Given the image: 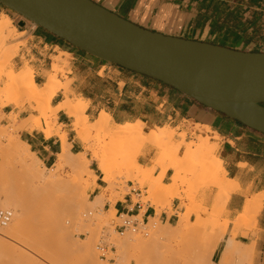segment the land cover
<instances>
[{
    "label": "rangeland",
    "instance_id": "rangeland-1",
    "mask_svg": "<svg viewBox=\"0 0 264 264\" xmlns=\"http://www.w3.org/2000/svg\"><path fill=\"white\" fill-rule=\"evenodd\" d=\"M7 13L10 16L9 18H11V25L21 35L0 42V88L1 84L8 79L10 67H14L13 61L20 48L24 46L25 40L31 38V31L34 30V34L42 35L44 40H57L54 36L43 33L40 28H33V24L26 20H24L25 29L23 32L22 28L17 26L19 23L17 20H21L18 15L9 10ZM57 59L53 58L54 61ZM59 64L58 66L61 67L57 69V72L53 73L51 66V73L48 75H55L52 81L61 84L58 76L65 79L67 61L60 59ZM13 71V78L15 77L14 79L17 81L15 82L19 84L18 93L20 92L23 96L16 99L17 94H13V99H9L11 100L9 101L4 97L6 93H1V109L7 105L22 107L27 104L37 116L31 115L16 127L14 126L15 119L10 121L11 117L9 124L0 122V195H5L6 193V196L9 197L3 207V211L11 212V220L6 229H11V226L19 227L13 233L6 234L3 240L0 239L2 244L0 246V264H64V262L65 264H90L85 258V254L87 257L89 253L84 249L78 251L74 246L75 244L85 243L92 232L95 233L93 239L95 243L92 245L94 246L93 255L97 258L95 259V262L97 261L96 264H213L210 257L219 246L229 224L224 219V205L228 194L233 189H228L227 186L222 188L220 175L217 174L215 176L212 174L213 172L211 171L213 170L212 166L214 168V164L210 162V155L208 158L206 154L204 155V152L195 155V152L191 155L192 150L186 152L188 144L192 143L193 149L195 145L199 144V139L202 140L204 137H209L210 134L209 136L198 135L197 137L191 135L187 142L184 139L179 149H175L180 154L178 162L172 157L177 154L174 149H171L172 152L174 151L173 155L163 153V151H166L165 149L168 150L164 146L166 143L163 145L164 147L159 146L158 149L163 147L159 150L156 148L157 146L146 144L138 151L137 149H131L132 152L128 148L129 141L122 140L124 142H121L119 140L120 142H116L115 139L112 141V137L109 138L102 132L88 129L92 127L97 117L88 119L89 124L86 126L80 121L73 122L71 119V128L74 129L75 141L82 146L83 153L73 155L69 152L63 162L57 156L56 163L52 167L46 168L34 154L30 155L27 152L29 148L26 145H19V133L24 130L30 131L33 128H37L41 126V121H43L45 130L50 132V135L46 134V137H50L53 134L56 121L54 111L59 104L52 108L50 102L52 97L59 91L49 94L48 98L44 100V105L39 108V102L29 100L27 95V98L24 96V92L29 88V78L32 77L30 69L24 64V67L20 70H16L14 67ZM71 82L66 80L61 85L64 87L70 85ZM77 98L72 96L69 99L72 102H76ZM37 109L40 110L38 111ZM2 118V113H0V121ZM130 123L132 125L137 124V122ZM61 128L62 126L57 127L56 131L59 132ZM200 128L207 132L204 127L195 126V130ZM154 130H147L144 125L145 133L153 132ZM173 131L177 133V130ZM64 135L62 133L59 138ZM182 135L184 134H176L174 136L175 141H180ZM212 139L215 140V138ZM68 146L70 148V145ZM171 151L168 152L172 153ZM150 152L153 155V159L150 161V168L138 165L137 159ZM214 156L216 157V150L214 151ZM96 157L103 158L109 164L110 174L103 181L106 186L103 191L104 194L97 196L92 201L91 194L95 187L96 177L94 173L89 174L88 170L89 168L95 170L98 168L97 170L100 171ZM26 165L33 166L35 173L40 174V177H43L45 182L41 178L38 179V181L40 180L39 182L36 181L37 179L32 180L31 175L28 173L25 176L24 166ZM176 166L178 170L174 169ZM169 169L173 171V175L170 178L171 184L164 187L161 185V179ZM157 170H159V175L155 177L154 173ZM214 171H216L215 168ZM27 177H30L31 181ZM128 182L135 184L133 188L137 186L142 190L139 198L142 204L150 203L160 207H169L171 200L178 198L182 202L186 201V205L181 204V207L186 209L185 213L183 215L178 214L177 224L170 226L158 224L155 220H150L148 224H142L139 217L137 219L130 218L132 222L138 220L135 231L129 228L119 229L118 226L122 224L124 220L122 218L125 217L117 218L116 213L113 214V210L105 212L103 207L105 202L113 206L115 201L120 199L128 190ZM144 187L147 188L144 190ZM1 192L3 193L1 194ZM106 194L108 195L107 197ZM18 201H26V203L29 202L28 204H30V201L34 202L35 207L41 211L47 210L43 208L50 209L51 206V209H54L55 216L50 219L52 221L44 222V218L36 217L37 209L34 210L35 207L32 205L34 208L31 210V205H29L30 207L27 206V214L25 216L12 221L14 214L17 213ZM74 201L76 204H74ZM136 201L137 199L134 198V202ZM208 202L210 203L209 205H207ZM28 210L30 211V216L34 217L28 215ZM76 212L81 215L79 214L78 217ZM25 217L30 221H25L26 224L24 229H22L23 225L18 220ZM34 219L35 221H33ZM39 219L40 222L42 219V223L38 222V224L42 225V228L37 226L40 230H34L37 225L34 226V224ZM155 223L157 224L155 225ZM232 225L233 228L229 238L225 240L221 260L218 264H264V233H258L255 228L248 230L247 226L239 223L237 218L232 222ZM61 227H64L65 230L60 231ZM240 232L241 241L247 244L244 247H247L253 240V243H255L254 250L252 247H247L246 249L240 246ZM135 235H137L139 243ZM134 236L135 238H133ZM124 239L126 243L122 245ZM67 244L73 247L66 250L65 245ZM126 245L130 247H128V250ZM63 252L66 253V257L68 255L64 259L65 261L62 258ZM122 252H124V256L121 254Z\"/></svg>",
    "mask_w": 264,
    "mask_h": 264
},
{
    "label": "crops",
    "instance_id": "crops-1",
    "mask_svg": "<svg viewBox=\"0 0 264 264\" xmlns=\"http://www.w3.org/2000/svg\"><path fill=\"white\" fill-rule=\"evenodd\" d=\"M91 1L149 31L232 50L264 53V0ZM7 12L0 4V16H9ZM31 34L13 61L15 69L20 70L26 64L32 73L33 82L42 86L51 73V66L55 62L53 58L61 54L60 59L66 60L67 65L65 79L58 76V80L61 84L66 80L72 81V94L68 97H82L88 102L85 112L88 119L96 118L101 111H105L117 125L141 122L147 130L169 127L177 130V134H184L185 142L191 135L210 134L211 143L218 146L216 158L222 162L227 178L236 184L224 205V219L229 222L227 231L210 257L213 264H218L225 240L233 228L232 222L242 212L245 200L264 191V135L197 104L158 81L100 61L59 40H44L42 35L34 34V30ZM64 100V92L60 90L52 97L50 105L54 108ZM1 113L3 118L0 122L9 124L10 117H13L15 127L31 115L37 116L27 104L22 107L7 105L1 109ZM71 125V119L64 112H59L50 137L44 134L45 124L41 121V129L24 130L19 133V139L44 167H52L62 150L59 138L62 133L73 155L83 153L82 146L75 141ZM196 125L206 126L211 131L205 132L201 128L195 130ZM59 126L62 128L57 132ZM215 133L218 135L216 140L212 139ZM152 159L150 152L139 157L137 163L150 168ZM97 169L89 168L96 177L92 201L103 195L106 188ZM158 175L159 170L154 173L155 177ZM172 175L173 171L167 170L161 185L169 186ZM134 186V183L128 182L125 194L113 206L105 202L104 211L114 210L117 218L140 217L142 224L155 219L158 224L169 226L177 224L178 214L185 213L186 209L181 204L186 205V201L182 202L178 198H173L169 207L142 204L139 201L142 190ZM135 221L138 224V220ZM255 230L264 233V205L256 219ZM241 232L239 243L247 245L241 241Z\"/></svg>",
    "mask_w": 264,
    "mask_h": 264
},
{
    "label": "water",
    "instance_id": "water-1",
    "mask_svg": "<svg viewBox=\"0 0 264 264\" xmlns=\"http://www.w3.org/2000/svg\"><path fill=\"white\" fill-rule=\"evenodd\" d=\"M0 4L78 51L158 81L264 135V53L149 31L91 0Z\"/></svg>",
    "mask_w": 264,
    "mask_h": 264
},
{
    "label": "bare ground",
    "instance_id": "bare-ground-1",
    "mask_svg": "<svg viewBox=\"0 0 264 264\" xmlns=\"http://www.w3.org/2000/svg\"><path fill=\"white\" fill-rule=\"evenodd\" d=\"M16 15H18V14H16ZM18 18H20L21 20L19 21V22H21V21H24V20H26V19H24L23 17H21L20 15H18ZM26 21H28V20H26ZM25 22V21H24ZM28 22H30V21H28ZM31 24H33L32 22H30ZM34 25V24H33ZM35 26V25H34ZM20 36L21 35V33H17V31H16V29L11 25V19L9 18V16H7V15H1L0 16V42H2V41H4V40H9V38H14L15 36ZM2 44V43H1ZM65 55V54H64ZM61 56V55H60ZM57 59V58H56ZM62 62V61H61ZM60 63V57H58V59L57 60H55V62L53 63V65H52V71H53V73L55 72H57V69L59 68V67H61V66H58V64ZM60 65V64H59ZM27 66V65H26ZM28 67V66H27ZM13 66H11L10 67V73L8 74V79H6V81H4L2 84H1V88H0V95H1V93H6V95L4 96L7 100H9V99H13L12 98V96H13V94H17L16 95V99H19V97H22L23 95L19 92L18 93V91H19V84H17L16 82V79H14L13 78V73H14V71H13ZM51 70V69H50ZM48 74V73H47ZM55 77V75H51L50 74V76L49 75H47V81H46V83L45 84H43L42 86H38V85H36L34 82H33V79H32V77H30L29 79H30V83H29V88L28 89H26V91L24 92V96H25V98H27L26 97V95L27 96H29L28 97V99L29 100H31V101H34V102H39L40 103V106H39V108H41L43 105H44V100L45 99H47L48 98V96H49V94H51V93H53V92H56L57 90L58 91H60L61 89L63 90V92H64V95H65V100L62 102V103H60L57 107H56V109H55V111H54V115L55 116H57V114L59 113V112H64L67 116H68V118L69 119H72L73 120V122L74 121H80V122H82V124L84 125V126H86L87 124H89V121H88V117L86 116V114H85V112H86V110H87V108H88V102L86 101V100H84L82 97H78L77 99H76V102H72L70 99H69V97H68V95H70V94H72V91H71V88H70V85H66V86H62L61 84H59L58 82H53L52 80H53V78ZM23 80V79H22ZM16 81V82H15ZM1 97V96H0ZM14 97V96H13ZM11 100H9V101H11ZM14 100H15V98H14ZM23 102V101H22ZM35 104V103H34ZM33 107V106H32ZM35 108V107H34ZM38 111L40 110V109H37ZM36 110V111H37ZM0 113H1V107H0ZM12 115H13V113H12ZM15 116V115H14ZM14 118L13 117H11V119H10V121H12ZM38 129H41L42 128V126H38L37 127ZM88 129H93V130H97V131H99V132H102L104 135H106V136H109V138L110 137H112L113 139H112V141H114V139L116 140V142H118L119 140H121V142H124V141H122V140H127V141H129V143H128V148L131 150H133V149H137V151L139 150V149H141L144 145H146V144H150V145H153V146H157L156 148L158 149V147L159 146H163L165 143V145L164 146H166L165 148H168V150L167 149H165L166 151H163V153H165L166 155L167 154H171V155H173L174 153V151L172 152L171 151V149H176V148H178L179 149V147L182 145V143L184 142V139H185V135H182L181 136V140L180 141H175V139H174V136L177 134L175 131H173V130H171L169 127H164V128H155V130L152 132V131H150V132H147V133H145L144 132V124L143 123H141V122H137V124L136 125H132L130 122H125L124 124H120V125H117V124H115V123H113L112 122V119H111V116L107 113V112H105V111H101L100 113H99V115H98V117L96 118V120L94 121V123H93V125H92V127H90V128H88ZM204 129L208 132V131H210V128H208V127H206V126H204ZM73 131H74V129H73ZM49 132V130H44V134L46 135V134H48V135H50V132ZM148 133H150V134H148ZM215 135V140L216 139H218V135L215 133L214 134ZM60 140H61V142H62V150H61V153L58 155L59 156V160L61 161V162H63L64 160H65V158L67 157V155L69 154V152H70V148H69V144H67V142H66V138H65V135L64 136H62L61 138H60ZM211 138L210 137H204L202 140H200L199 139V144H197V145H195V149L193 148L192 149V143L191 144H188L187 145V147H186V152H190L191 150H192V152H191V155H192V153L193 152H195L194 153V155L195 154H201V153H203L204 152V155L206 154V156H208V158H209V155L211 156V163L212 164H214V168H215V170L216 171H214V168H213V166H212V171L211 172H213L212 174H214L215 176H217V174H219L220 175V183H221V187L223 188H226V186H227V188L229 189H233V187H234V189H235V186H236V184L234 183V182H232V181H230L228 178H227V176H226V173H225V170L223 169V166H222V162L218 159V158H216L215 156H214V151L216 150V148L218 147L217 146V144H213V143H211ZM218 141V140H217ZM120 142V141H119ZM99 144V143H98ZM19 145H24L23 144V142H21V141H19ZM163 146V147H164ZM163 147H160L159 149H161V148H163ZM158 149V150H159ZM131 150V151H132ZM137 151H135V152H137ZM168 151H171L172 153H169ZM27 152L30 154V155H33V153L32 152H30L29 150H27ZM133 152V151H132ZM175 153H177V151L175 150ZM133 154H135V153H133ZM178 154V155H177ZM177 154H174L172 157L175 159V160H177L178 162H179V152L177 153ZM136 155V154H135ZM188 155V154H187ZM197 156H200V155H197ZM203 156V155H202ZM205 156V157H206ZM137 157V156H136ZM204 157V156H203ZM183 159H184V157H182ZM207 159V158H206ZM205 159V160H206ZM59 161V162H60ZM96 161L99 163V169H100V173H101V175H102V181H105L107 178H108V176H109V174H110V168H109V164L103 159V158H101V157H96ZM209 163V162H208ZM178 166V165H177ZM175 167L174 169L175 170H178V167ZM211 166V165H210ZM34 167L33 166H28V165H26V166H24V172H25V176H27L26 175V173H28V174H30L31 175V177H32V180H36L37 182H39L38 181V179H42V181H43V177H40L41 175L40 174H36L35 172L36 171H34V169H33ZM44 169V168H43ZM189 172H191V171H189ZM193 172V171H192ZM38 173H40V172H38ZM88 173L89 174H93V172L92 171H90V170H88ZM27 178H29L30 179V177H27ZM143 178V177H142ZM219 178V177H218ZM139 179H141V178H139ZM146 179V178H145ZM30 181H31V179H30ZM41 181V182H42ZM33 182V181H32ZM43 182H45V181H43ZM48 182V181H47ZM51 182H53V181H51ZM30 183V182H29ZM49 185L51 186V184H50V182H49ZM53 185V184H52ZM235 185V186H234ZM228 186H230V187H228ZM53 187V186H52ZM49 188V187H48ZM47 188V189H48ZM22 189H24V188H22ZM37 189V188H36ZM154 189V188H153ZM21 190V189H20ZM49 190V189H48ZM26 191V190H25ZM36 191V190H35ZM48 192H50V191H48ZM149 192V191H148ZM3 192H1V194H2ZM33 194V193H32ZM232 194V193H231ZM39 195V194H38ZM228 196H230L229 194H228ZM33 197H34V195H33ZM42 197V196H41ZM44 197V196H43ZM8 196H6V193H5V195L3 194V195H0V211H3V207H4V205H5V203H6V201L8 200ZM39 199H41V198H39ZM43 199V198H42ZM41 199V200H42ZM50 200V199H49ZM27 201V200H26ZM26 201H22V202H19V203H17V213H15L14 214V217H13V219H12V221H14V220H16V219H18V218H20L21 216L23 217V216H25V214H27V206L28 207H30L29 205H31V210H32V208H34L35 207V203L34 202H31L30 201V204H28L29 202H27L26 203ZM34 201V200H33ZM25 202V203H24ZM38 202H39V200H38ZM75 202V201H74ZM83 202V201H82ZM41 203V202H40ZM62 203V202H61ZM64 203V202H63ZM37 204V203H36ZM54 204V203H53ZM52 204V205H53ZM56 204V203H55ZM65 204V203H64ZM74 204H76V202L74 203ZM34 207H33V206ZM79 205V204H78ZM78 205H77V207H78ZM263 205H264V191L263 192H261V193H258V194H256V195H253V196H251L250 198H247L246 200H245V203H244V206H243V208H242V212L238 215V217H237V220L239 221V223H243V224H245L246 226H247V228H248V230H252V229H254L255 228V224H256V219H257V217H258V215H259V213H260V211L263 209ZM61 206V205H60ZM71 206V205H70ZM70 206H69V208H70ZM47 207V206H46ZM55 207V206H54ZM56 207H57V205H56ZM43 208V207H42ZM73 208V207H72ZM79 208V207H78ZM29 209V208H28ZM35 209H37L36 210V217H42V218H44L43 220H44V222H48L50 219H52V218H54V216H55V212L53 211L54 209H51V206H50V209H48V208H43V209H47V210H45V211H41V210H38V208H34V210ZM58 210V209H57ZM61 210V209H60ZM80 210H81V208H80ZM71 211H73V210H71ZM77 211V210H76ZM30 211L28 210V215L30 216V213H29ZM73 212H75V211H73ZM32 213V212H31ZM63 213V212H62ZM77 213V212H76ZM75 214V213H74ZM78 214V213H77ZM80 214V213H79ZM79 214H78V217H79ZM113 214H115V211L113 210ZM35 215V214H34ZM81 215V214H80ZM32 216V215H31ZM30 216V217H31ZM77 216V215H76ZM84 216V215H83ZM114 216V215H113ZM32 217H34V216H32ZM35 217V218H36ZM60 217V216H59ZM81 217V216H80ZM25 218H27V217H25ZM25 218H22V219H19L18 220V222L21 224V225H23L22 226V229H24V225L26 224V222L25 221H27V220H29L28 218L25 220ZM31 219V218H30ZM33 219V218H32ZM37 219V218H36ZM80 219V218H79ZM74 220V219H73ZM83 220V219H82ZM155 220V219H154ZM154 220H152V221H154ZM30 221V220H29ZM33 221H35V219L33 220ZM33 221H31L32 223H34ZM50 221H52V220H50ZM49 221V222H50ZM80 221V220H79ZM38 222H40V219H39V221H37L35 224H34V226L36 225V229L34 228V230H37V229H39V227L40 228H42L41 226V224L40 223H42V219H41V222L38 224ZM155 222H156V220H155ZM157 223H155V225H156ZM8 226H9V224H7ZM6 225V226H7ZM33 225V224H32ZM151 225V224H150ZM6 226L5 227H0V239H2L3 240V237H5V235L6 234H9V233H13L15 230H17V228H19V227H17V226H11V229H6ZM37 226H39L38 228H37ZM60 226H61V224H60ZM62 226H64V225H62ZM21 227V226H20ZM67 228V227H66ZM73 228V227H72ZM40 230V229H39ZM65 230V228L64 227H61L60 228V231H64ZM30 231V230H29ZM33 231V230H32ZM114 232V231H113ZM112 233V232H111ZM55 235H56V233H55ZM111 235H113V234H111ZM29 236V235H28ZM130 236V235H129ZM128 236V237H129ZM136 237H137V235H135ZM135 236L133 237V238H135ZM245 236V235H244ZM94 237H95V233H90L89 234V237H88V239H87V241L85 242V243H83V244H75V246H74V248L76 249V250H86V252L87 253H89L88 255H87V257H86V254H85V258L87 259V262L89 263L90 262V264H96L97 263V261L95 262V259H97V258H95L96 256L95 255H93V250H94V246L92 245L93 243H95L94 242ZM132 237V236H131ZM56 238V237H55ZM126 238V237H125ZM132 239V238H131ZM136 240H137V242L139 241L138 240V237L136 238ZM55 241V240H54ZM56 241H57V239H56ZM56 241H55V243H56ZM93 241V242H92ZM126 241H127V239H126ZM128 241H129V239H128ZM133 241V240H132ZM134 241H135V239H134ZM251 241V240H250ZM1 242V241H0ZM50 242H51V240H50ZM141 242V241H140ZM69 243V242H68ZM126 242H125V239H124V243H122V245L123 244H125ZM131 243V242H130ZM139 243V242H138ZM58 244V243H57ZM254 244L255 243H253V240L250 242V244L247 246V247H254ZM2 244L0 243V246H1ZM77 245V246H76ZM129 245V244H128ZM128 245H126L127 247H126V249L128 250ZM237 246H238V244H237ZM241 247H244L245 245H240ZM54 247V246H53ZM67 247V248H66ZM71 247H73V246H71V245H65V249L66 250H69V249H71ZM247 247H244V248H246L247 249ZM130 248V247H129ZM74 249V250H75ZM3 250V249H2ZM80 250V251H81ZM248 250H249V248H248ZM252 251V250H251ZM251 251H249V253H251ZM61 252V251H60ZM65 252H63V256H62V258H63V260L64 259H66L67 257H68V255H67V257H66V253L64 254ZM128 253V252H127ZM126 253V254H127ZM96 254V253H95ZM122 255L124 254V252H122L121 253ZM252 254V253H251ZM124 256V255H123ZM129 256V255H128ZM122 257V256H121ZM123 258V257H122ZM62 261V260H61ZM65 261V260H64ZM63 261V262H64ZM100 263V262H99ZM58 264V263H57ZM64 264H65V262H64Z\"/></svg>",
    "mask_w": 264,
    "mask_h": 264
},
{
    "label": "built area",
    "instance_id": "built-area-1",
    "mask_svg": "<svg viewBox=\"0 0 264 264\" xmlns=\"http://www.w3.org/2000/svg\"><path fill=\"white\" fill-rule=\"evenodd\" d=\"M20 20H17V22H19ZM125 217V218H122ZM119 218L124 219L122 221V224L120 226H118L119 229L123 228V229H127L129 228L132 231H135V228L137 227V223L134 220L133 222L130 220L129 217L127 216H121ZM11 220V212L10 211H0V227H5Z\"/></svg>",
    "mask_w": 264,
    "mask_h": 264
},
{
    "label": "trees",
    "instance_id": "trees-1",
    "mask_svg": "<svg viewBox=\"0 0 264 264\" xmlns=\"http://www.w3.org/2000/svg\"><path fill=\"white\" fill-rule=\"evenodd\" d=\"M40 30H41V31H44V30H42V29H40ZM44 32H45V31H44ZM59 41L62 42V43H65V42H63V41L60 40V39H59ZM65 44H66V43H65ZM79 52H81V51H79ZM81 53H83V52H81Z\"/></svg>",
    "mask_w": 264,
    "mask_h": 264
},
{
    "label": "flooded vegetation",
    "instance_id": "flooded-vegetation-1",
    "mask_svg": "<svg viewBox=\"0 0 264 264\" xmlns=\"http://www.w3.org/2000/svg\"><path fill=\"white\" fill-rule=\"evenodd\" d=\"M35 27H36V26L33 25V28H35ZM42 32L48 34L47 32H44V31H42ZM49 35H50V34H49ZM56 39H57V38H56ZM57 40H59V39H57Z\"/></svg>",
    "mask_w": 264,
    "mask_h": 264
}]
</instances>
